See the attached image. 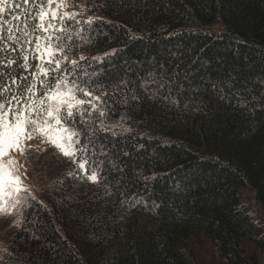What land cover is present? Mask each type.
<instances>
[{
  "label": "trees",
  "instance_id": "1",
  "mask_svg": "<svg viewBox=\"0 0 264 264\" xmlns=\"http://www.w3.org/2000/svg\"><path fill=\"white\" fill-rule=\"evenodd\" d=\"M72 12L90 37L81 71L107 93L105 123L123 127L98 133L96 183L69 177L70 161L28 162L22 182L39 189L0 216V264H262L264 0H75Z\"/></svg>",
  "mask_w": 264,
  "mask_h": 264
},
{
  "label": "snow or ice",
  "instance_id": "2",
  "mask_svg": "<svg viewBox=\"0 0 264 264\" xmlns=\"http://www.w3.org/2000/svg\"><path fill=\"white\" fill-rule=\"evenodd\" d=\"M69 6L64 0H0V216L11 215L19 193L27 191L12 156L24 155L27 141L39 136L78 166L69 177L82 173L96 183L102 162L95 150L108 155L98 133L115 137L113 129L123 127L105 123L107 93L97 95L92 74L81 71L87 57L75 53L90 37L69 23H81L78 13L61 11Z\"/></svg>",
  "mask_w": 264,
  "mask_h": 264
},
{
  "label": "rangeland",
  "instance_id": "3",
  "mask_svg": "<svg viewBox=\"0 0 264 264\" xmlns=\"http://www.w3.org/2000/svg\"><path fill=\"white\" fill-rule=\"evenodd\" d=\"M74 1L75 0H64V2L69 4L70 6L67 7L66 9H62L61 11L63 12L66 10L67 12L70 13L71 4H73ZM12 156L14 159L18 161L17 169H18V174L20 176L21 174L25 173V171L29 173L28 162L32 161L33 159L39 161L40 159L50 160L53 158V160H57L59 163L70 161L68 158L61 155L60 152L55 147L43 141L42 138H40L39 136L26 142V150L24 155L12 153ZM22 185L27 189V191H22L21 193H19L20 197H22L24 194H27L28 192L32 193V191L34 192L36 191V189L37 190L39 189L38 185L35 182L32 183L31 181L29 182V185L27 184V186L24 185L23 182ZM18 206L19 204L16 206L15 209H13V211H16ZM8 224L9 222L7 221V219L5 218L2 219V217L0 218V241L2 243H5V240L10 235L9 234L10 231H8L10 227L8 226ZM262 264H264V261L262 262Z\"/></svg>",
  "mask_w": 264,
  "mask_h": 264
}]
</instances>
